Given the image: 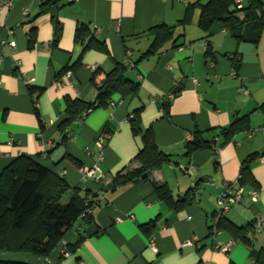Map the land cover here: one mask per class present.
Here are the masks:
<instances>
[{
  "label": "crops",
  "instance_id": "crops-1",
  "mask_svg": "<svg viewBox=\"0 0 264 264\" xmlns=\"http://www.w3.org/2000/svg\"><path fill=\"white\" fill-rule=\"evenodd\" d=\"M52 1L14 0L0 12V172L20 155L41 154L39 161L65 178L70 194L75 189L94 200L93 222L78 219L48 256L0 250V259L32 264H257L255 255L264 248V162L258 159L264 155V28L257 40L250 30L246 32L252 39H238L215 21L204 38L195 6L177 47L168 43L140 58L153 39L149 28L175 24L195 0ZM80 26L87 28L83 41L75 39ZM32 29L36 36L29 46ZM91 34L102 46L84 47ZM208 40L214 52L209 56ZM230 53L238 56L235 68ZM117 62L127 64L126 76L139 84L136 95L116 91L105 104L59 131L66 98L94 101V74L99 83ZM64 67L70 68L69 77L67 71L59 74ZM165 101L170 105L167 114ZM140 107L141 128L152 130L174 163L153 169L148 180L111 189L118 171L136 166L133 158L142 140L131 132L128 117ZM243 115L248 128L225 142L219 129ZM197 130L210 144L185 156L183 145ZM251 154H258L250 165L254 183L243 186L242 201L223 217L238 226H254L258 214L261 231L247 234L251 244L238 241L228 253L215 252L209 225L217 195L223 182L237 186L242 162ZM179 161L188 165V172L178 168ZM153 181L165 185L174 201L198 181V199L174 208L159 197ZM253 186L259 191L254 203L248 193ZM147 223L149 231L142 228ZM80 235L76 250L62 255L65 244ZM220 238L234 239L223 229Z\"/></svg>",
  "mask_w": 264,
  "mask_h": 264
},
{
  "label": "trees",
  "instance_id": "trees-1",
  "mask_svg": "<svg viewBox=\"0 0 264 264\" xmlns=\"http://www.w3.org/2000/svg\"><path fill=\"white\" fill-rule=\"evenodd\" d=\"M59 0H53L57 3ZM195 6L200 8L197 20L198 27L204 32V38H209L210 29L215 21L220 22L238 39H258L260 31L264 28V0H244L242 7H238L233 0H195L187 6L185 14L181 20L175 24L160 23L151 28L148 32L153 35V39L148 48L141 54L140 58L154 55L163 50L168 43L171 48L178 46V40L183 36V29L192 21V13ZM238 14H242L239 17ZM85 26L76 29L75 39L83 41L86 35ZM180 29L182 31H177ZM247 30L252 32V37L247 35ZM58 25L55 26V39L58 38ZM36 30L32 29L28 34V45L32 46L35 40ZM102 44L89 35L84 42V47ZM206 54L213 55L211 42L208 40ZM232 59V64L238 66V56ZM75 64L73 68L76 66ZM69 67H64L59 74L68 71ZM128 66L125 63L117 62L115 66L104 74L102 80L95 82L96 93L94 101L87 102L80 98H66L65 118L59 123L58 129L63 132L74 120L94 108L105 104L111 94L116 91H123L136 95L139 84L130 80L126 76ZM41 91L31 87L30 91ZM175 92V91H173ZM176 93V92H175ZM166 114L169 112V101L163 102ZM137 108L128 117L131 132L139 135L142 146L135 154L133 161L135 167H125L118 171L111 179L110 188L134 182L138 179L148 180V174L153 169L161 167L165 163H174L172 155L162 151L156 143L154 134L150 128L142 129L140 124V111ZM264 110V103L260 105ZM248 128V116L243 115L235 118L228 126L221 127L219 133L224 141H228L236 133ZM65 140V137H64ZM210 142L202 136V132L195 131L192 137L184 145V155L191 156L194 152L208 147ZM46 152L45 154H47ZM41 156L20 155L0 172V250L14 253H28L33 255L48 256L62 241L65 233L72 228L74 223L81 219L82 222L90 224L93 222L92 216L80 218V214L89 206L92 207L94 200L80 196L75 189L70 194L67 201H63V196L70 190L69 184L62 175L57 174L52 169L46 167L39 161ZM258 154L247 156L241 166L237 186H246L254 183L251 179L250 165ZM215 157V155H214ZM177 163V162H176ZM184 164V163H182ZM187 165V164H184ZM198 184L199 182L196 181ZM154 189L160 198L171 203L174 208H179L193 200L192 188L176 201L169 194L165 185H159L153 181ZM251 188H256L253 186ZM218 226L234 239L242 243L252 242L247 234L253 233V224L238 226L232 221L222 217ZM144 230L151 229L150 223L142 225ZM83 235L78 240L69 244L66 243V250L71 253L79 246ZM257 264H264V248L257 251L255 255ZM0 264H32L24 259H0ZM40 264H48L42 262ZM59 264V263H56Z\"/></svg>",
  "mask_w": 264,
  "mask_h": 264
},
{
  "label": "built area",
  "instance_id": "built-area-1",
  "mask_svg": "<svg viewBox=\"0 0 264 264\" xmlns=\"http://www.w3.org/2000/svg\"><path fill=\"white\" fill-rule=\"evenodd\" d=\"M234 3L238 6V7H242L244 0H233ZM14 3V0H0V12L5 9V8H10ZM2 43H6L8 46L10 47H14L15 42L14 41H6V40H2ZM228 57L230 59H234L236 57V55L230 53L228 55ZM208 64L212 65V62H208ZM66 76L69 77L71 75L70 71H67ZM231 74L233 76H236V71L234 68L231 69ZM89 111V110H88ZM84 112L81 117H84L86 115V113L88 112ZM98 145L100 147H102L101 142L98 143ZM261 162H264V155H260L258 158ZM178 168L183 171V172H188L189 171V167L188 165H184L182 164V162H178L177 163ZM191 188H192V195H193V201H196L198 199L199 196V186L197 185L196 182H192L191 183ZM245 193V188L243 186H236L231 182H223L222 186H221V191L220 193L217 195V208L215 209L213 218L210 222L209 225V234L210 236L213 238V243H212V250L215 252H224V253H228L233 245L238 242L236 239H228V240H223L220 238V235L222 233V229L218 226L220 219L223 217L224 213L229 211L230 208L232 207V205H234L235 203H238L240 201H242V198L244 196ZM251 202H256L258 199V194L259 191L256 188H250L248 190ZM92 216V207L87 206L84 211L79 215L80 218H83L85 216ZM261 218L260 216L257 214L256 218H255V223L253 226V235L257 236L259 235L260 231H261ZM152 245V243H151ZM70 252L67 250H62V255H69ZM155 264H160V263H155Z\"/></svg>",
  "mask_w": 264,
  "mask_h": 264
},
{
  "label": "rangeland",
  "instance_id": "rangeland-1",
  "mask_svg": "<svg viewBox=\"0 0 264 264\" xmlns=\"http://www.w3.org/2000/svg\"><path fill=\"white\" fill-rule=\"evenodd\" d=\"M69 194H70V191H68L65 195H64V197H63V201H66L67 199H68V197H69Z\"/></svg>",
  "mask_w": 264,
  "mask_h": 264
},
{
  "label": "water",
  "instance_id": "water-1",
  "mask_svg": "<svg viewBox=\"0 0 264 264\" xmlns=\"http://www.w3.org/2000/svg\"><path fill=\"white\" fill-rule=\"evenodd\" d=\"M184 82H185V80H183V81L181 82V84L175 88V90H178V89H180V88H181V86L184 84ZM175 90H174V91H175Z\"/></svg>",
  "mask_w": 264,
  "mask_h": 264
}]
</instances>
